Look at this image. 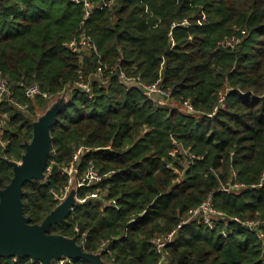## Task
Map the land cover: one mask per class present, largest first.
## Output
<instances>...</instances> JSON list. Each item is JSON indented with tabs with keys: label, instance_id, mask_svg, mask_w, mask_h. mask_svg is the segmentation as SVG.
Masks as SVG:
<instances>
[{
	"label": "trees",
	"instance_id": "obj_1",
	"mask_svg": "<svg viewBox=\"0 0 264 264\" xmlns=\"http://www.w3.org/2000/svg\"><path fill=\"white\" fill-rule=\"evenodd\" d=\"M81 31L99 53L82 64L68 47ZM0 73L25 108L1 106L8 123L0 190L33 139L34 103L50 100L26 98V87L53 97L70 92L50 129L45 179L24 187L32 225L60 206L69 181L63 170L85 150L77 179L92 165L102 182L75 195L100 198L74 206L50 234L100 252L106 264H157V243L174 231L170 264H264V0H115L90 19L69 0H0ZM154 85L171 94L172 107L144 93ZM230 186L241 188L223 191ZM208 196L223 216L216 230L198 222L178 230Z\"/></svg>",
	"mask_w": 264,
	"mask_h": 264
},
{
	"label": "water",
	"instance_id": "obj_2",
	"mask_svg": "<svg viewBox=\"0 0 264 264\" xmlns=\"http://www.w3.org/2000/svg\"><path fill=\"white\" fill-rule=\"evenodd\" d=\"M61 109L49 112L36 126L34 124L33 139L26 144L22 165L12 163L14 177L0 190V258L30 257L42 264L80 259L100 264L74 240L50 234V228L64 221L76 206L72 197L47 216L41 225H32L23 213L24 187L33 180L44 178L51 149L50 129Z\"/></svg>",
	"mask_w": 264,
	"mask_h": 264
},
{
	"label": "built area",
	"instance_id": "obj_3",
	"mask_svg": "<svg viewBox=\"0 0 264 264\" xmlns=\"http://www.w3.org/2000/svg\"><path fill=\"white\" fill-rule=\"evenodd\" d=\"M71 3L77 6H81L83 8L84 17L85 19L92 18L97 12L102 11L104 8H109L113 5L115 0H104L102 4L96 5L93 3V0H69ZM187 22H184L186 25ZM71 52L79 57V62L82 64L84 58L88 57H96L99 56L98 49L96 45L91 40V37L88 36L84 31H81L80 34L68 45ZM101 69H98V73L96 75L93 74V77H100L101 76ZM122 80L127 85H137V81L135 79H127L124 73H122ZM76 87L79 89L84 90L85 92H90V88L88 84L79 82L76 84ZM144 93L148 95L151 99H154V95L160 96L163 100L170 103L171 102V94L162 91L157 85L146 87H142ZM42 95L45 99H52L53 96L50 94H41L40 87L37 84L29 85L26 87L25 96L26 98L32 100L37 96ZM11 90L8 79L4 76V74L0 73V144L1 146L5 147L7 142L4 140V134L7 128L8 123V115L3 114L1 112V106L6 103H11L16 108L21 110H25L24 107L19 106L18 104L14 103L11 100ZM160 105H164L162 103H158ZM182 108L186 111H192L191 105L188 101H184L182 103ZM88 151L81 150L77 155L74 157L73 164L63 170V173H66L69 176L68 186L66 187L64 193L61 195V200H65L69 189L73 184V175L78 172V162L80 161L81 156ZM193 159V157H190ZM78 178V177H77ZM102 182V177H100L98 171L91 165L88 172H86L82 178L77 179L76 188H81L85 184L89 185H96ZM264 183V181H263ZM240 186H230L229 188H224L223 191L226 193H233L240 189ZM100 198L98 194H93L87 196L84 199H80L75 195L76 205L84 204L88 200H95ZM73 210V209H72ZM223 218L221 214L217 212L215 209V204L213 201L212 196H208L204 202L195 210L191 211L190 215L186 220L182 222V224L178 227V230L182 227L190 224L191 222H198L207 225V227L211 230H216L219 221ZM236 222H240L238 219H235ZM250 229H258V223H247L243 224ZM78 231V230H77ZM223 236H226L225 232H222ZM177 235V231L172 232L169 236L165 239L160 240L157 243V252L159 254V260L157 264H170L167 260L168 253L166 252V247L172 244L175 240ZM258 237L261 241L264 242V234L259 233ZM16 261V260H15ZM70 262L69 259H63L58 261L57 263L52 264H68Z\"/></svg>",
	"mask_w": 264,
	"mask_h": 264
},
{
	"label": "rangeland",
	"instance_id": "obj_4",
	"mask_svg": "<svg viewBox=\"0 0 264 264\" xmlns=\"http://www.w3.org/2000/svg\"><path fill=\"white\" fill-rule=\"evenodd\" d=\"M96 79L100 80V77H96ZM70 92L69 91H66L64 94L60 95L59 97H53L52 99L48 100L47 102V105L45 107H38L35 104V108H36V116L34 115V124L35 126L44 118V116H46L49 112H52V111H55V110H58L60 107H63V105H65L67 103V101L70 99ZM154 99L157 103H162L164 104L165 106L164 107H172L173 105H169L170 103L166 102L165 100H163L160 96L158 95H154ZM27 144H30V143H27ZM17 164L19 165H22V162H17ZM45 179V174H44V178L43 180ZM76 184H77V176L76 174L73 175V184L71 186V188L69 189L68 193H67V196H66V199L65 200H61V204L60 205H63L69 198H73L76 202V199H75V190H76ZM95 258L99 261L100 264H106L104 263L103 261V258H102V255L101 253H97V254H94ZM17 259V258H16ZM54 261V260H53ZM53 263V262H52Z\"/></svg>",
	"mask_w": 264,
	"mask_h": 264
},
{
	"label": "crops",
	"instance_id": "obj_5",
	"mask_svg": "<svg viewBox=\"0 0 264 264\" xmlns=\"http://www.w3.org/2000/svg\"><path fill=\"white\" fill-rule=\"evenodd\" d=\"M34 126V125H33Z\"/></svg>",
	"mask_w": 264,
	"mask_h": 264
}]
</instances>
